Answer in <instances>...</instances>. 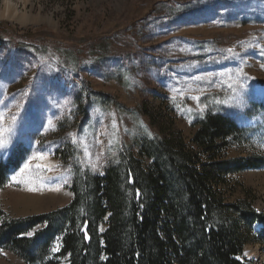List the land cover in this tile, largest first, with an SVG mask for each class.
Returning a JSON list of instances; mask_svg holds the SVG:
<instances>
[{"label": "rangeland", "instance_id": "rangeland-1", "mask_svg": "<svg viewBox=\"0 0 264 264\" xmlns=\"http://www.w3.org/2000/svg\"><path fill=\"white\" fill-rule=\"evenodd\" d=\"M206 114L241 129L231 157L264 155V0H0L5 216L63 208L75 176H100L146 141H188ZM234 180L263 212L264 169ZM58 239L37 260L0 250V264H67ZM243 257L264 264V249Z\"/></svg>", "mask_w": 264, "mask_h": 264}, {"label": "trees", "instance_id": "trees-1", "mask_svg": "<svg viewBox=\"0 0 264 264\" xmlns=\"http://www.w3.org/2000/svg\"><path fill=\"white\" fill-rule=\"evenodd\" d=\"M194 128L188 141H146L100 176H75L63 208L26 218L0 210V250L37 260L61 235L67 264H245L247 245L264 249V211L234 178L264 169V155H229L244 137L228 117L206 114ZM8 168L0 163V190Z\"/></svg>", "mask_w": 264, "mask_h": 264}, {"label": "snow or ice", "instance_id": "snow-or-ice-1", "mask_svg": "<svg viewBox=\"0 0 264 264\" xmlns=\"http://www.w3.org/2000/svg\"><path fill=\"white\" fill-rule=\"evenodd\" d=\"M229 51H231V49H230ZM196 79H201V77H197ZM229 87H232V85L229 84ZM240 87L242 88V87H243V84H241ZM192 99H198V97H192ZM49 123L51 124V121H49ZM115 127H116V125H115V123H114V124H113V128H115ZM70 135L72 136V143L75 145V144L77 143V139H76L75 135H73V134H70ZM7 143H8L7 139H6V138H3V133L0 132V148H6V147H7ZM84 154H85V156L88 155V152H87V149H86V148H85V150H84ZM28 167H29V165H28V164H25L24 168H22V169L20 170V173H17V175L13 176V177L11 178V180H12L13 182L20 183L21 181L18 179V176H20L21 174H23V173L25 172V170L28 169ZM91 168H92L93 171H96V170H97V169H96V165H95V163H93V164L91 165ZM35 190H36V189H34V188H29V191H35ZM137 195H139V193H137ZM22 235H24V234L22 233ZM32 235H33L32 232H28V233H27V236H29V237H31ZM85 238H87V232H86V231H85ZM52 251H53V252L58 251V247H54V248L52 249ZM245 255H246V254H245ZM102 259H103V257H102Z\"/></svg>", "mask_w": 264, "mask_h": 264}, {"label": "bare ground", "instance_id": "bare-ground-1", "mask_svg": "<svg viewBox=\"0 0 264 264\" xmlns=\"http://www.w3.org/2000/svg\"><path fill=\"white\" fill-rule=\"evenodd\" d=\"M5 13L7 14L6 16H9V9L5 10Z\"/></svg>", "mask_w": 264, "mask_h": 264}]
</instances>
